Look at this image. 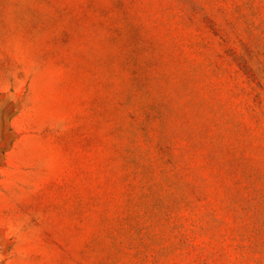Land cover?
<instances>
[{"label": "rangeland", "instance_id": "obj_1", "mask_svg": "<svg viewBox=\"0 0 264 264\" xmlns=\"http://www.w3.org/2000/svg\"><path fill=\"white\" fill-rule=\"evenodd\" d=\"M0 264H264V0H0Z\"/></svg>", "mask_w": 264, "mask_h": 264}]
</instances>
